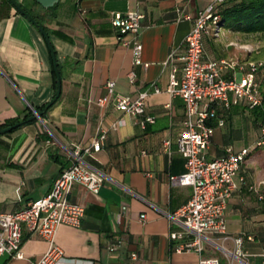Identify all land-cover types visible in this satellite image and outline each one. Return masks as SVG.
<instances>
[{
  "label": "crops",
  "instance_id": "0c3cea01",
  "mask_svg": "<svg viewBox=\"0 0 264 264\" xmlns=\"http://www.w3.org/2000/svg\"><path fill=\"white\" fill-rule=\"evenodd\" d=\"M15 1L48 33L60 95L40 118L29 120L55 97V73L39 30L9 0H0V129L22 121L0 134V212L46 195L69 164L74 145L88 146L104 133L98 151L82 154L83 164L102 176V185L96 193L72 186L68 197L83 207L84 215L78 227L59 226L55 240L64 251L59 264H197L201 258L264 264V174L251 165L263 153L264 145H255L263 110L233 103L232 95L229 107L216 105L215 115L207 120L213 127L208 158L228 148L250 149L227 202L226 232L205 233L200 254L176 253L169 238L170 231L179 229L169 216L188 201L191 188L169 183L171 175L185 171V159L176 149L185 106L166 87L172 74L180 77L185 37L197 11L211 0H59L49 9L36 0ZM128 11L144 15L138 34L140 64L133 62L132 36L111 25L113 13ZM236 49L229 37L204 38L206 58L236 60L246 70L250 56L235 59ZM263 72L256 75L261 84ZM129 73L134 74L133 83ZM242 74L237 71L236 79ZM221 75L228 78L231 70L224 67ZM108 80L114 81L117 93L132 99L145 93L144 114L132 117L111 102L97 105ZM146 116L154 122L141 127ZM164 140L171 143L168 150ZM239 236L240 251L235 244ZM109 246L115 250L109 252ZM47 249L45 240L25 233L24 258L0 256V264H33Z\"/></svg>",
  "mask_w": 264,
  "mask_h": 264
},
{
  "label": "built area",
  "instance_id": "2783aa9c",
  "mask_svg": "<svg viewBox=\"0 0 264 264\" xmlns=\"http://www.w3.org/2000/svg\"><path fill=\"white\" fill-rule=\"evenodd\" d=\"M228 0H211L208 5L198 10L193 18V26L185 37V50L181 56L180 77L170 76L166 91L171 96L180 97L185 106L183 128L176 140V149L185 159V171L180 175H171L172 186L191 188L188 201L169 218L179 227L169 233L172 248L176 253L203 250L205 233L224 234L226 232L225 210L227 202L237 186L235 177L239 174L250 149L242 148L226 152L215 158L207 157V149L213 133V127L207 120L216 113V105L228 108L229 95L233 103L249 109L263 108L260 86L256 75L264 69V62L250 61L247 69L236 60L209 59L205 57L204 38L217 36L220 32V13L222 4ZM144 17L139 11L124 14L115 12L111 25L121 35H131V51L134 64L141 63L142 45L138 39L140 23ZM171 58V55H170ZM227 67L231 76L224 78L221 71ZM175 71V69L173 70ZM237 71L243 72L237 80ZM128 80L134 82V74L129 73ZM106 94L97 100V105L104 106L111 102L113 106L132 117L142 116L145 112V93L135 99L121 95L115 90V83L108 80L105 84ZM155 91H158L155 88ZM153 123V117L146 116L140 126ZM219 126L223 121L218 122ZM105 135L102 133L88 146L74 145L69 153V164L54 179L50 191L25 207L12 212H0V256L9 259H23L21 251L25 233L28 237H37L48 243V249L33 264H59L64 259L63 249L57 245L55 237L59 226L78 227L84 215V209L71 202L68 195L74 184H80L96 193L102 185L103 178L88 169L82 161V154H90L100 149ZM170 141L164 140L165 150ZM256 147L264 145V123L255 142ZM243 182L244 178L240 177ZM145 215H141L143 221ZM242 237L235 239L240 251ZM109 252L115 246L107 247ZM135 258V253L131 254ZM197 264H220L217 258H201Z\"/></svg>",
  "mask_w": 264,
  "mask_h": 264
},
{
  "label": "trees",
  "instance_id": "16d2710c",
  "mask_svg": "<svg viewBox=\"0 0 264 264\" xmlns=\"http://www.w3.org/2000/svg\"><path fill=\"white\" fill-rule=\"evenodd\" d=\"M219 13L222 27L241 34L264 33V0H228L220 6ZM258 83L260 86L261 82ZM260 96L264 104L262 87H260Z\"/></svg>",
  "mask_w": 264,
  "mask_h": 264
},
{
  "label": "rangeland",
  "instance_id": "374dc122",
  "mask_svg": "<svg viewBox=\"0 0 264 264\" xmlns=\"http://www.w3.org/2000/svg\"><path fill=\"white\" fill-rule=\"evenodd\" d=\"M215 37L221 39L229 37L232 39L234 45L237 48L236 50H234L236 53V55L234 56L235 59H237L241 55L243 57L249 55L252 62H264V33L241 34L237 31L230 30L223 26L221 27L219 34ZM238 79H240V75ZM262 79L263 80L262 84H260V87H262V90L264 92V78ZM260 149H262L261 152L263 153L261 155L255 156L251 165L256 168V171L264 174V147ZM260 186L264 188V183H261Z\"/></svg>",
  "mask_w": 264,
  "mask_h": 264
},
{
  "label": "water",
  "instance_id": "95a60500",
  "mask_svg": "<svg viewBox=\"0 0 264 264\" xmlns=\"http://www.w3.org/2000/svg\"><path fill=\"white\" fill-rule=\"evenodd\" d=\"M11 2V4L16 8V10L22 14L24 17L27 18V20L34 26L36 27L39 32L41 33V35L43 36L49 53H50V57H51V61H52V65H53V70L55 73V81H56V94L55 97L46 105V107L42 110V111H34V113L32 114L31 117H29V120L33 119V118H40L42 116V114L46 111V109L53 103L56 101V99L59 97L60 95V75H59V71L57 68V62H56V58H55V54H54V50L52 48V45L50 43V39L48 36L47 31L38 23V21H36L28 12H26L15 0H9ZM59 0H36V2L41 5L43 8L45 9H49L52 8L53 6H55V4L58 3ZM22 124L21 122H17L13 125H10L8 127L2 128L0 129V134L6 133L11 131L12 129L18 127L19 125Z\"/></svg>",
  "mask_w": 264,
  "mask_h": 264
}]
</instances>
